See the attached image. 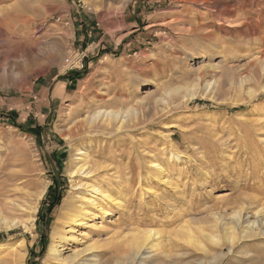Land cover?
Instances as JSON below:
<instances>
[{
  "label": "rangeland",
  "instance_id": "rangeland-1",
  "mask_svg": "<svg viewBox=\"0 0 264 264\" xmlns=\"http://www.w3.org/2000/svg\"><path fill=\"white\" fill-rule=\"evenodd\" d=\"M57 73H73L66 92ZM106 109L128 110L123 134L69 135ZM80 149L104 167L88 180L122 200L86 232L155 229L163 243L120 262L126 247L104 246L88 264H210L177 229L221 231L232 210L264 203V0H0V202L28 224L0 242L25 238V264H47L59 213L82 191L70 174ZM11 199L38 207L32 223ZM223 260L264 264V239Z\"/></svg>",
  "mask_w": 264,
  "mask_h": 264
},
{
  "label": "bare ground",
  "instance_id": "bare-ground-1",
  "mask_svg": "<svg viewBox=\"0 0 264 264\" xmlns=\"http://www.w3.org/2000/svg\"><path fill=\"white\" fill-rule=\"evenodd\" d=\"M197 29L199 28H196V30ZM209 67L215 68V65H209ZM204 68H206V66H204ZM137 86L139 87L140 85ZM127 113L128 110L106 109V111L99 113L102 117L99 120L101 124H76L69 131V135L76 136L81 129L86 132H91L94 129H96V131L104 130V132L115 130L117 134H121L129 119L127 118ZM170 145L172 148L174 147L173 143ZM86 150H79L81 156L78 157V161H75L70 169V174L72 176L81 177V183L78 184V186L82 188V191L77 195L76 202H65L63 206L64 210L59 213L57 223L52 230L51 243L46 253V263L88 264L91 262V258L98 255V252L101 251L104 246L113 250L120 249V247L123 249V246L126 247L125 254L117 258L119 262L122 260L128 261L132 256L142 255L141 251L143 249L161 248L163 243L161 244V240L159 239V231L155 229L146 231L132 230L126 233L124 232L121 235L116 234L118 237H114L115 235L113 234L114 236L105 239H98L86 232L91 228L95 230L102 229V224L97 225V223H95L96 218H105L109 216L111 214L112 205L118 207L122 204V200L119 196L108 192L98 183L88 180L94 172L98 171L103 166H98L96 162L95 164L90 163L88 159L89 155ZM172 152L175 153L173 149ZM151 168L157 181L164 184L168 183L169 179L165 176L166 169L161 163L153 161L151 163ZM97 179L100 178L98 177ZM6 186L5 184V187ZM6 189L8 188L6 187ZM45 193L46 188L38 194V199H41ZM251 199L254 200L252 197ZM10 202L16 204L17 207L22 210H27L29 213L27 218H32L29 223L33 222L35 219L34 215L38 211V207L31 205L33 202L29 206L21 205L15 200ZM7 204L8 202H0V230H11L19 225L27 227V222L21 220L19 217L9 219L6 216V212H9ZM232 212L229 218L231 221L223 223L221 231H218V223L210 225V228H215V231H208L203 228L202 225L196 223V227L199 230L198 233H196V231L185 222L182 224L181 228L179 227L180 229H177V232L182 235V240L184 242L193 246L197 251L202 252L206 257H211L209 261L210 264H221L228 253H234L238 247L245 246L248 241L257 240L259 238L264 239V203H261L260 208L257 210H249L247 207H240L232 210ZM99 235L101 236L102 234L99 233ZM170 244H172V242ZM226 249H228V252ZM239 253L248 255L250 251L241 250ZM28 255L25 238L19 241L0 242V264H25ZM248 257L251 259L257 258V256L255 257L254 255ZM96 264L100 263L97 262Z\"/></svg>",
  "mask_w": 264,
  "mask_h": 264
},
{
  "label": "crops",
  "instance_id": "crops-1",
  "mask_svg": "<svg viewBox=\"0 0 264 264\" xmlns=\"http://www.w3.org/2000/svg\"><path fill=\"white\" fill-rule=\"evenodd\" d=\"M90 36V35H89ZM89 38V37H87ZM88 50V48H87ZM64 76H60L61 73H57L53 78L57 79L58 77H60L57 85H56V92L57 93H63L66 92L68 90V82L71 83L70 79L73 77V73H62ZM63 89H59L58 87H60ZM46 88V87H44ZM45 91V89H43V92ZM50 112V111H49Z\"/></svg>",
  "mask_w": 264,
  "mask_h": 264
},
{
  "label": "built area",
  "instance_id": "built-area-1",
  "mask_svg": "<svg viewBox=\"0 0 264 264\" xmlns=\"http://www.w3.org/2000/svg\"><path fill=\"white\" fill-rule=\"evenodd\" d=\"M82 55L83 53L82 54L77 53V55L73 56L72 58H68L66 60L67 65H69L67 70L72 69L73 67H77L81 63L80 61H82L83 59Z\"/></svg>",
  "mask_w": 264,
  "mask_h": 264
},
{
  "label": "trees",
  "instance_id": "trees-1",
  "mask_svg": "<svg viewBox=\"0 0 264 264\" xmlns=\"http://www.w3.org/2000/svg\"><path fill=\"white\" fill-rule=\"evenodd\" d=\"M15 125H17L18 127L24 129L25 131H27V130L30 131V129H34V130L36 129V130L34 131L35 133H37V132L39 131V130H38V127H37V128H29V129H27L26 126H24L23 124H15ZM53 207H54V203L51 205L50 210H52Z\"/></svg>",
  "mask_w": 264,
  "mask_h": 264
}]
</instances>
